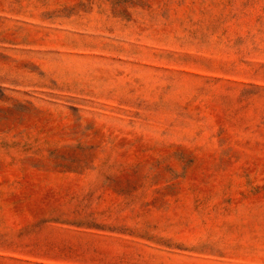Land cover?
Here are the masks:
<instances>
[{"label":"rangeland","instance_id":"obj_1","mask_svg":"<svg viewBox=\"0 0 264 264\" xmlns=\"http://www.w3.org/2000/svg\"><path fill=\"white\" fill-rule=\"evenodd\" d=\"M0 264H264V0H0Z\"/></svg>","mask_w":264,"mask_h":264}]
</instances>
